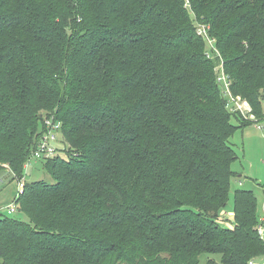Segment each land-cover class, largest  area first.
Returning <instances> with one entry per match:
<instances>
[{
  "label": "trees",
  "instance_id": "trees-1",
  "mask_svg": "<svg viewBox=\"0 0 264 264\" xmlns=\"http://www.w3.org/2000/svg\"><path fill=\"white\" fill-rule=\"evenodd\" d=\"M219 70L264 121V0H0V173L24 178L45 116L63 143L42 163L55 183L14 200L28 221L0 218V264L263 258L253 192H234L233 229L219 223L232 121L250 125Z\"/></svg>",
  "mask_w": 264,
  "mask_h": 264
},
{
  "label": "rangeland",
  "instance_id": "rangeland-1",
  "mask_svg": "<svg viewBox=\"0 0 264 264\" xmlns=\"http://www.w3.org/2000/svg\"><path fill=\"white\" fill-rule=\"evenodd\" d=\"M243 103H245L247 112L251 110L252 113L253 107L249 101L242 99L240 101L241 106L244 105ZM262 105L264 112V98ZM240 115L250 125L242 128L238 126V122L235 119L232 121L233 124L237 125V130L231 139V144L235 147L238 159L232 165L235 176L232 179L231 194L227 206L220 211L219 223L226 229L234 228V192L236 190H248L253 192L257 199L258 217L264 230V129H262L264 121H258L254 113L252 115L255 116L256 122L252 121L250 117L248 119L242 113ZM23 175L24 181L27 183L36 181H45L49 184L55 183L53 177L43 169L41 161L26 167ZM18 180L14 179L11 173H0V218H15L27 222L28 219L24 213L17 211L10 214L9 212V208L14 204V200L20 191V181ZM209 258L220 261L219 256L203 255L201 256L200 264H206ZM259 263L264 264V257L259 260Z\"/></svg>",
  "mask_w": 264,
  "mask_h": 264
},
{
  "label": "built area",
  "instance_id": "built-area-1",
  "mask_svg": "<svg viewBox=\"0 0 264 264\" xmlns=\"http://www.w3.org/2000/svg\"><path fill=\"white\" fill-rule=\"evenodd\" d=\"M207 28L205 26H201L199 28V34L205 35L207 39H209L208 34H207ZM209 45L213 47V41L209 40ZM214 48V47H213ZM210 56V55H209ZM211 57V56H210ZM222 70V68H221ZM220 72V70H219ZM218 83L221 86L222 89V95L224 98L229 102V105L233 107V110L236 112H240L243 115L247 116L252 119V121L256 122V118L254 115H252L251 110L250 112H247L245 108V103L244 105L241 106L240 101L242 99L240 97H234L231 93L230 90V85L231 83L228 80V77L224 74L223 71L219 73L218 77ZM234 103V104H233ZM260 124V123H259ZM45 125H46V131L41 135L40 139L37 141V144L32 150L31 156L28 160V162L25 165V168L28 167L32 163H38V162H46L48 160H51L58 156L62 152V140L60 138L61 136V122H57L53 116L51 117H46L45 116ZM261 127V126H260ZM264 129V127H262ZM61 142V143H60ZM64 147V146H63ZM20 182V191L23 188L24 184V178L19 180ZM19 191V192H20ZM10 214H13L17 212V206L16 203L9 208ZM260 235L263 237L264 235V230L262 227L259 230ZM250 264H260L259 260H254L251 261Z\"/></svg>",
  "mask_w": 264,
  "mask_h": 264
},
{
  "label": "crops",
  "instance_id": "crops-1",
  "mask_svg": "<svg viewBox=\"0 0 264 264\" xmlns=\"http://www.w3.org/2000/svg\"><path fill=\"white\" fill-rule=\"evenodd\" d=\"M261 259H263V258H261Z\"/></svg>",
  "mask_w": 264,
  "mask_h": 264
}]
</instances>
